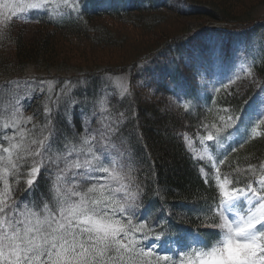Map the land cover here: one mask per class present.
<instances>
[{
	"label": "rangeland",
	"instance_id": "1",
	"mask_svg": "<svg viewBox=\"0 0 264 264\" xmlns=\"http://www.w3.org/2000/svg\"><path fill=\"white\" fill-rule=\"evenodd\" d=\"M160 1L167 8L155 11L162 14V20L153 30L145 33L140 26L104 18L103 31L107 28L111 34L110 43L100 42L103 25L100 30L89 31L84 38L70 35L56 37L61 33L56 28L47 27L45 32L55 35V47L59 54L55 55L54 62L58 67L49 66L53 61L46 58L36 64L28 62L23 68L24 73H27L25 76L0 84V208L16 202L14 198L17 194L13 193V188L23 172L28 183L33 179V169L45 165L55 188L53 196L57 200L75 192L101 201V206H104V201L109 202L107 208L110 218L125 230L120 240L126 251L112 253L116 257L113 264H187L196 252H206L218 246L223 236L209 249L179 251L177 254L180 255L174 257L169 255L170 250L183 238H164L160 234L147 232L140 223H130L133 219L126 218L138 190L126 176L127 163L132 160L129 150L124 143H115L110 139L121 118L109 111L108 103L112 96L120 98L127 93H136L142 101L145 99L148 104H155L160 112H169L183 123L182 126L186 128L181 129V134L186 148L195 159L205 164L206 167H200V172L205 180L212 179L215 182L222 195L217 226L223 223L222 202L233 196L237 189L248 192L249 185L231 187L229 178L219 175L216 167H208L215 164L214 156L227 143L242 146L247 137L258 134L264 125V83L254 70L264 49V27L242 22L238 29L224 28L217 21L225 17L237 20H248L250 17L260 19L258 17L264 16V0L229 2L227 10L222 5L225 0H191L209 6L210 13L207 14H203L201 9L194 10L193 3L188 1ZM76 5V0H0V36L5 33L7 39L20 33L23 41H27L42 29V26L32 23V11L46 9L52 16L62 15ZM145 21L150 19L146 18ZM262 22L264 18L257 23ZM216 25L217 28L214 27ZM186 29L189 32L191 30L188 33L190 40L176 59L165 53H156L152 59H141L134 70L132 82L131 71L128 69L103 73V84L94 94L98 95L99 92L94 112L92 115L81 113L84 130L77 139L79 142L76 143L72 137V141H65L61 148L51 145V140H60V136L67 134L57 130L52 118L59 112L68 118L75 104L72 90L77 83L71 79L70 74L102 65L116 68V64L131 62L137 58L138 53L140 55L154 48L164 40L165 33L171 35ZM169 73L176 74V78L169 77ZM252 87L257 91L239 118L234 117L229 105L217 107L213 102L221 94L238 92L241 95ZM192 89L193 95L185 99V92L190 93ZM185 103L192 106L191 109L201 106L206 111H212L213 118L219 124L236 122L225 140H213L216 153L209 144L213 139L208 134L210 131L204 134L197 127L194 129L190 119L186 120L187 116L179 110ZM143 112L145 118L154 122L151 124L152 131L160 133L164 116L156 117L149 109ZM22 166L24 169L20 171ZM260 166V177L254 184H250L254 189H260V182L264 180V161ZM225 207L229 210L227 217L235 220L247 218L250 212L256 210L257 205L255 201L249 203V199L244 198L230 201ZM16 212L19 213L17 219L27 217L33 220L36 216L42 219L52 213L48 210L44 214L31 216L35 212L29 207ZM58 213L59 208L54 214ZM3 220L4 214L0 217V223ZM190 236L186 235L183 242L186 246L193 243ZM152 254L160 257L159 262L150 258Z\"/></svg>",
	"mask_w": 264,
	"mask_h": 264
},
{
	"label": "trees",
	"instance_id": "2",
	"mask_svg": "<svg viewBox=\"0 0 264 264\" xmlns=\"http://www.w3.org/2000/svg\"><path fill=\"white\" fill-rule=\"evenodd\" d=\"M105 1L110 2L108 7L103 6ZM123 1L126 0H76L80 4V8L69 9L60 16H51L45 11L33 12L32 23L42 26V29L36 31L31 39L23 41L20 33L9 36L7 39L5 33L0 36V84L15 77L25 76L27 73H24L23 68L28 65V62L36 64L39 60L48 59L53 61L49 66L58 67V64L54 62L55 55L59 54L55 47V35L45 32L49 26L56 28L61 33L56 37L70 35L84 38L89 31L100 30V26L103 25L99 36L100 42L110 43L111 34L107 28L103 31L104 18L109 17L140 26L145 33L153 30L155 25L162 20L160 16L162 14L155 13V11L167 9L162 3H158L159 0H127L133 3L137 1L138 4L134 6H126ZM185 1L193 3L194 10L201 9L203 14L210 13V7L204 3ZM225 1L221 3L226 10L229 2H238V0ZM174 12L179 13L178 11ZM146 18H149L150 21H145ZM258 18L263 19L264 16ZM255 19V17H250L248 20H237L225 17L219 20L252 22ZM260 27H264V23ZM186 30L171 35L164 32L163 36H166L158 45L140 53V55L138 53L137 58L131 62L123 63L122 61L120 64H116V68H112L111 65H102L70 74L71 79L77 83L72 90L75 104L72 105V111L68 118L60 112L52 118L57 130H62L67 134L60 136V140H51V145L61 148L65 141L69 142L72 137L76 143L79 142L77 139L84 130L83 115H92L98 103L99 92L98 95L94 94L103 84L101 81L103 73L114 72L116 69H128L131 71L132 82L134 70L138 67L141 59L149 57L152 59L156 53H165V55L176 59L180 50L190 40L188 33H191V30L190 32L189 30L186 32ZM254 70L264 80V49ZM168 76L176 78L174 73H169ZM254 91L255 88L252 87L241 95L238 92L221 94L213 102L217 107L229 105L234 114H239L242 112L246 100ZM192 95L193 89L187 93V96ZM95 97L98 98L93 102ZM148 103L145 99L142 101V98L136 93L134 95L127 93L120 98L112 96L109 100V111L121 116V121L111 133V139L115 143H124L123 145L129 150V155L132 157V160L130 159V162L127 163L126 172L138 190L133 201L135 208L140 209L141 217L137 221L153 225L158 232L164 235H175L184 228L195 229L207 241H212L216 238L218 227L216 213V206L220 201L218 188L212 179L207 181L203 178L200 167H206L205 164L195 159L186 148L181 134V129L186 128L182 126L183 123L177 116L169 112L162 113L155 104ZM147 109L156 117L164 116L162 118L164 125L160 133H154L151 128V124L154 122L144 117L143 111ZM179 110L187 116L186 120L190 119L194 129L197 127L200 132L205 133L207 127L216 123L212 111H206L201 106L193 109L181 107ZM164 127H170V129L165 130ZM190 131L193 132V129ZM225 131H228V128ZM263 161L264 125L260 127V133L249 137L241 148L230 150L219 163L217 170L219 174L231 179L232 186L243 185L261 172L260 165ZM23 169L24 166L20 171ZM13 193L17 194L15 198L22 199V202L29 201L37 208H41L43 204L47 203L50 204V207L55 208L54 185L45 165L39 170V179L31 190H29L27 177L23 172L15 183Z\"/></svg>",
	"mask_w": 264,
	"mask_h": 264
},
{
	"label": "snow or ice",
	"instance_id": "3",
	"mask_svg": "<svg viewBox=\"0 0 264 264\" xmlns=\"http://www.w3.org/2000/svg\"><path fill=\"white\" fill-rule=\"evenodd\" d=\"M100 162H98L97 166ZM79 167V166H78ZM95 171V169H93ZM39 179L33 169L29 190ZM260 189H237L222 202L223 239L206 252H196L187 264H264V180ZM249 199L257 208L247 218L229 219L225 205ZM108 201L91 199L75 192L57 201L59 213L42 219H17L19 202L0 209V264H113L112 253L126 251L121 245L124 229L109 216ZM126 210V209H125ZM147 255V253H145ZM123 264V262H121Z\"/></svg>",
	"mask_w": 264,
	"mask_h": 264
}]
</instances>
